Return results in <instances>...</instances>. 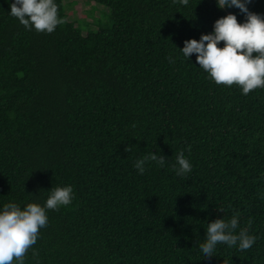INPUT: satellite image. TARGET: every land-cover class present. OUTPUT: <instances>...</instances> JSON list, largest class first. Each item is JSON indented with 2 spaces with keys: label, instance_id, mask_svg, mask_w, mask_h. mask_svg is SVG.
Wrapping results in <instances>:
<instances>
[{
  "label": "trees",
  "instance_id": "1",
  "mask_svg": "<svg viewBox=\"0 0 264 264\" xmlns=\"http://www.w3.org/2000/svg\"><path fill=\"white\" fill-rule=\"evenodd\" d=\"M91 2L73 21L76 0H56L62 23L46 33L0 0V206L74 188L25 264H264V89L217 85L178 51L230 12L244 17L215 0ZM248 7L264 16V0ZM152 152L165 166L139 174ZM234 214L256 244L203 258L207 223Z\"/></svg>",
  "mask_w": 264,
  "mask_h": 264
},
{
  "label": "clouds",
  "instance_id": "2",
  "mask_svg": "<svg viewBox=\"0 0 264 264\" xmlns=\"http://www.w3.org/2000/svg\"><path fill=\"white\" fill-rule=\"evenodd\" d=\"M178 2L184 7L190 4V0ZM251 3L252 0H215L220 10L237 9L244 22H238L237 14L230 12L214 22L210 33L202 34L199 40L184 41L182 49L178 50L187 61L194 55L196 64L215 84L235 85L243 95L264 89V16L251 12L248 7ZM9 5L10 15L26 30L52 33L62 23L56 0H11ZM168 59L170 63L176 62L171 55ZM152 162L164 167L167 159L160 153H148L135 161L134 168L143 175ZM192 167L184 151L178 152L173 165L175 174L185 177ZM47 192L43 204L30 202L22 206L8 202L0 206V264H25L26 253L49 222L48 212L73 203L71 185L57 186ZM238 228V214L207 223L206 237L199 244L203 258L215 257L218 245L241 252L251 249L256 244V236L250 234L247 227L237 231Z\"/></svg>",
  "mask_w": 264,
  "mask_h": 264
},
{
  "label": "rangeland",
  "instance_id": "3",
  "mask_svg": "<svg viewBox=\"0 0 264 264\" xmlns=\"http://www.w3.org/2000/svg\"><path fill=\"white\" fill-rule=\"evenodd\" d=\"M76 3L77 4L72 9L73 15L69 16V19L73 20V21H74V19H76V17H75L76 15H80V17H81L82 15H85L86 12H88L92 6H95L94 2H91L90 4H86V0H76ZM98 15H99V13L96 12V16H98ZM87 21H90V20L87 19Z\"/></svg>",
  "mask_w": 264,
  "mask_h": 264
}]
</instances>
